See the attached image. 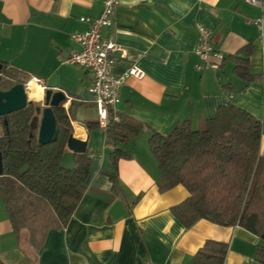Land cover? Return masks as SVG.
<instances>
[{
    "label": "crops",
    "instance_id": "obj_1",
    "mask_svg": "<svg viewBox=\"0 0 264 264\" xmlns=\"http://www.w3.org/2000/svg\"><path fill=\"white\" fill-rule=\"evenodd\" d=\"M102 9L103 0H0V61L30 75L28 82L36 79L43 91L64 92L66 110L74 101L71 133L86 141L90 159L83 195L73 214L64 228L49 230L40 247L30 243L27 229L15 233L5 208L0 209V260L3 264H187L205 240L212 239L228 244L223 264H264L255 252L264 242L246 229L206 220L186 228L173 215L171 208L189 193L182 185L158 189L159 169L148 147L153 132L167 134L186 118L198 128L227 103L262 118V42L251 21L260 16L259 8L246 0H119L114 22L102 32L119 46L114 73L132 65L144 72L142 78L131 76L123 82L119 103L110 108L116 117L127 115L142 125L122 145L129 158L118 163L119 191L102 171L112 143L103 126L87 127L98 122L96 96L89 90L92 73L65 62L79 49L72 33L89 27L80 18L97 17ZM196 23L211 30L213 47L224 57L252 43L249 71L256 78H240L230 60L218 70L197 69L202 62L195 54ZM228 65L233 74L223 81L219 72ZM226 83L236 91L227 93ZM62 162L73 165V152L67 147Z\"/></svg>",
    "mask_w": 264,
    "mask_h": 264
},
{
    "label": "trees",
    "instance_id": "obj_2",
    "mask_svg": "<svg viewBox=\"0 0 264 264\" xmlns=\"http://www.w3.org/2000/svg\"><path fill=\"white\" fill-rule=\"evenodd\" d=\"M249 43L223 58L233 63V72L245 81L256 78L249 71ZM0 88L27 83L31 76L2 62ZM227 93L236 90L223 84ZM53 108L59 125L57 139L40 144L37 139L38 115L43 107L31 102L21 110L0 117V198L13 231H29V241L40 247L51 229L66 226L79 203L88 176L90 159L85 152L73 153V165L65 166L62 158L66 140L72 131L69 115L74 101L66 110L62 104ZM109 109L104 126L105 136L113 149L102 169L119 191L118 163L129 158L122 145L133 139L142 125L127 115L117 119ZM89 128L99 126L89 122ZM149 151L159 169L160 191L177 185L185 187L188 197L173 206V215L189 228L199 220L221 226H240L264 242V110L256 118L246 110L227 103L214 117L204 119L193 128L186 118L167 134L153 132ZM228 244L207 239L187 264H223ZM256 256L264 263V245L256 247ZM0 264L3 262L0 260Z\"/></svg>",
    "mask_w": 264,
    "mask_h": 264
},
{
    "label": "built area",
    "instance_id": "obj_3",
    "mask_svg": "<svg viewBox=\"0 0 264 264\" xmlns=\"http://www.w3.org/2000/svg\"><path fill=\"white\" fill-rule=\"evenodd\" d=\"M246 1L260 10V16L251 21L259 30L264 67V0ZM118 4L119 0H103V9L99 16L80 18V21L88 23L89 27L83 32L72 33L71 38L79 45V49L71 52L65 60L66 63L78 65L92 73L93 82L89 90L96 96L98 121L103 127L108 121L109 109L119 103V88L123 82L128 77L142 78L144 75L143 70L135 65L129 66L119 74L114 73L117 60L115 53L119 46L103 37L102 32L114 22V12ZM195 28L197 31L195 54L202 62L197 64L196 68L220 69L224 56L214 49L211 30L202 23H196ZM114 118L117 119L116 116Z\"/></svg>",
    "mask_w": 264,
    "mask_h": 264
},
{
    "label": "water",
    "instance_id": "obj_4",
    "mask_svg": "<svg viewBox=\"0 0 264 264\" xmlns=\"http://www.w3.org/2000/svg\"><path fill=\"white\" fill-rule=\"evenodd\" d=\"M2 63L0 62V80H1ZM62 101H67V97L62 91H53L52 89L44 90V106L38 115L37 139L40 144H48L57 139L59 125L55 118L53 108L58 106ZM32 101L29 100L26 90V84L17 83L12 87L0 89V117L21 110ZM64 102V103H65ZM64 103L62 106L64 107ZM6 124V120L4 119ZM66 147L73 153H82L86 151V141L75 138L72 133L66 140ZM3 173V162L0 153V175Z\"/></svg>",
    "mask_w": 264,
    "mask_h": 264
},
{
    "label": "bare ground",
    "instance_id": "obj_5",
    "mask_svg": "<svg viewBox=\"0 0 264 264\" xmlns=\"http://www.w3.org/2000/svg\"><path fill=\"white\" fill-rule=\"evenodd\" d=\"M26 90L29 99L38 100L42 96V87L37 83L36 79H32L26 84Z\"/></svg>",
    "mask_w": 264,
    "mask_h": 264
},
{
    "label": "rangeland",
    "instance_id": "obj_6",
    "mask_svg": "<svg viewBox=\"0 0 264 264\" xmlns=\"http://www.w3.org/2000/svg\"><path fill=\"white\" fill-rule=\"evenodd\" d=\"M229 74L230 75L233 74L232 71L230 70V65L226 66V68H224L222 71L220 70V72H219V76L222 78L223 81H225L226 75H229ZM29 100L32 101V102H36L37 104H40L41 107H43L44 106V91L42 90V96L38 100L31 99V98ZM1 208H4V207L2 205V202L0 201V209Z\"/></svg>",
    "mask_w": 264,
    "mask_h": 264
},
{
    "label": "flooded vegetation",
    "instance_id": "obj_7",
    "mask_svg": "<svg viewBox=\"0 0 264 264\" xmlns=\"http://www.w3.org/2000/svg\"><path fill=\"white\" fill-rule=\"evenodd\" d=\"M1 76H2V74H1ZM1 89V88H0ZM1 90H6V89H1ZM2 118V120L4 121V117H1Z\"/></svg>",
    "mask_w": 264,
    "mask_h": 264
}]
</instances>
